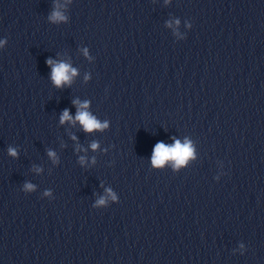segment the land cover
Instances as JSON below:
<instances>
[{
  "label": "clouds",
  "instance_id": "clouds-1",
  "mask_svg": "<svg viewBox=\"0 0 264 264\" xmlns=\"http://www.w3.org/2000/svg\"><path fill=\"white\" fill-rule=\"evenodd\" d=\"M59 7L60 6L57 5V10H54L49 17V19L53 22L66 20V17L58 10ZM178 23L179 21H177V24ZM85 54H87L86 50ZM47 63L51 67V80L56 87H61L64 84L70 83L72 77L77 74L76 70L71 68V66L67 63L55 62L51 59H49ZM74 103L78 105L75 121H78L86 132L103 130L108 127L107 122L101 123L96 117L87 111L89 106L87 102L80 104L78 101H74ZM65 121H72V117L69 115L67 110H65L61 116V123H64ZM97 147L98 145L96 143L91 145L93 150ZM9 153L12 156H16V151L12 148L9 149ZM48 154L50 157H55V153L53 152H49ZM190 158H194V148L191 141L186 139L184 143H181L179 140H175L172 145H166L163 142H158L154 146L151 162L154 167H163L167 162L171 161L174 162V167L179 168L184 166ZM81 163H83V157H81ZM33 187L34 186L32 184L25 185L27 190H32ZM109 195H111L110 191ZM112 198L115 200V196ZM97 203L99 205H103L105 201L104 199H100Z\"/></svg>",
  "mask_w": 264,
  "mask_h": 264
}]
</instances>
